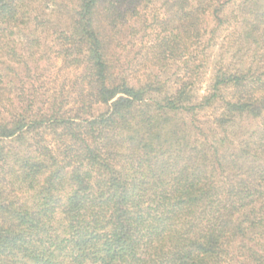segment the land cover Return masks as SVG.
<instances>
[{"label":"trees","instance_id":"trees-1","mask_svg":"<svg viewBox=\"0 0 264 264\" xmlns=\"http://www.w3.org/2000/svg\"><path fill=\"white\" fill-rule=\"evenodd\" d=\"M155 4L142 67L174 80L119 51ZM0 264H264V0H0Z\"/></svg>","mask_w":264,"mask_h":264},{"label":"rangeland","instance_id":"rangeland-1","mask_svg":"<svg viewBox=\"0 0 264 264\" xmlns=\"http://www.w3.org/2000/svg\"><path fill=\"white\" fill-rule=\"evenodd\" d=\"M237 3L230 5L226 9V13L231 14L233 11H237ZM162 14L163 12L160 10L159 4H155L154 7L148 8L147 11L143 12L144 16L140 20L136 19L133 21L134 23L131 22L133 27V31L131 30L132 36L125 39L124 35H122L119 51L125 55V58L122 57V60H124L125 63H127V61L132 62L131 71H135L133 74L140 76L142 73H146L148 70L150 71L153 69V71L174 80L176 75L183 73L182 66L179 61L165 62L161 68H152L151 65L142 67L143 62L149 55L147 53V47H149V44L151 43L152 37L155 33L154 30L152 31V29L158 30V27L156 24H154L153 20L157 16L162 19ZM144 19H146L147 22H143ZM204 26L207 30H210L213 25L210 20H207ZM125 31L126 33L128 32L127 28H125ZM47 33L48 31L43 34L46 38L43 41L41 50H46L45 47L51 45L50 41L52 40V37H47ZM227 34L228 30H221L212 47H207L204 50V46H200L199 50L197 51L198 59L203 60L209 58V60L206 61L205 66L199 70L200 72L204 73V80L201 86L198 87V95H202L204 93L206 82L211 75V61L217 59L219 55L225 51L223 45L226 43V38L224 37ZM207 39L208 35L206 34L202 41L203 45L206 44ZM51 49V51H48V54H45V52L42 53L41 50H39L40 52L36 54V58L42 54L43 60L39 61V65L40 68L42 67L45 69L44 71L40 69L38 70V73L42 75L39 83L43 84L44 91L47 92V95L66 96V94L69 93L72 96V93H74L75 96L78 88V85L75 84V77L78 74V71L74 70L73 68L64 67L60 56L54 52L55 50L53 48ZM31 51H35V49ZM224 57L229 59L230 54L226 53ZM128 71L130 72V70Z\"/></svg>","mask_w":264,"mask_h":264}]
</instances>
